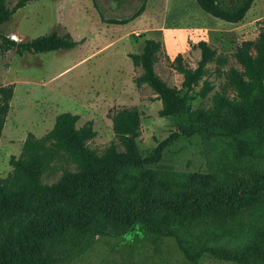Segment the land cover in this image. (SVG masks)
Returning a JSON list of instances; mask_svg holds the SVG:
<instances>
[{"label":"trees","instance_id":"16d2710c","mask_svg":"<svg viewBox=\"0 0 264 264\" xmlns=\"http://www.w3.org/2000/svg\"><path fill=\"white\" fill-rule=\"evenodd\" d=\"M32 0H17L9 7L0 0V26L15 11ZM119 1V0H118ZM255 0H196L198 6L222 21L240 22ZM100 18L107 23L123 24L138 17L147 0L128 17H106L98 0H92ZM0 38L18 53L71 49L77 45L69 33L56 31L29 41L15 42L6 35ZM200 59L195 67L183 62L178 53L175 69L182 74L181 89L168 85L155 71L158 40L147 38L137 53H131L134 66L142 72L134 78L137 87L148 85L161 101V117H176L177 129L158 144L151 155L143 157L137 145L140 135V112L136 107H122L109 114L116 141L103 149L90 147L96 136L92 121L77 127L78 114L59 113L53 127L37 137L29 132L18 157L11 155V172L0 177V264H64L53 246L71 233L119 235L134 225L143 224L159 236H174L185 258L192 263L207 254L238 264H264V223L252 225L254 236L242 249L201 244H184L174 225L209 219L218 228L235 232L253 212L264 213V171H255L248 179L239 178L231 186H211L209 174H187L199 186L172 190L180 175L170 166L157 164L163 149L180 135L191 136L217 126L235 142L238 154H252L264 146V21L255 39L242 41L234 52L240 69L231 67L215 91L208 109H192L188 95L205 75L207 64L216 51L205 40L197 44ZM208 84V83H206ZM209 89L206 86L204 94ZM13 84L0 86V137L13 96ZM185 90L182 94L181 91ZM249 133L248 138L240 137ZM128 168L136 172L127 171ZM48 172H60L52 182L44 181ZM23 214L31 217L22 228L7 221Z\"/></svg>","mask_w":264,"mask_h":264},{"label":"rangeland","instance_id":"374dc122","mask_svg":"<svg viewBox=\"0 0 264 264\" xmlns=\"http://www.w3.org/2000/svg\"><path fill=\"white\" fill-rule=\"evenodd\" d=\"M6 1L12 7L17 0ZM98 3L106 17L123 18L136 10L140 0ZM263 21L264 0H255L237 23L211 16L196 0H147L144 11L123 24L104 22L92 0L29 1L0 26V34L25 42L56 31L60 35L69 33L77 45L42 53H18L0 38V86H14L0 137V177L11 172L10 156H19L27 134H46L55 117L64 111L78 114L77 127L93 122L96 136L88 145L101 150L116 141L109 114L122 107H136L140 112L137 145L143 157L151 155L177 129L178 120L161 117V101L154 91L146 84L135 85L134 78L142 70L133 65L130 54L139 52L145 39L158 40L161 48L155 71L168 85L181 89L183 77L174 67V58L180 53L185 64L195 67L200 59L197 44L205 40L216 55L189 93L188 103L192 109H208L213 104V94L225 81L223 73L231 67L240 69L234 57L236 47L244 40L255 39ZM206 86L209 89L202 94ZM224 131L213 126L208 132L180 135L163 149L158 163L146 167L165 164L178 172L172 190L199 186L197 180L187 178L191 173L209 174L211 186L229 187L239 178L248 179L255 171H264V146L252 154H238L233 138ZM248 134L239 136L248 138ZM59 174L48 172L44 181L50 183ZM30 218L19 214L7 224L22 228ZM263 223L264 213L258 210L235 232L218 228L204 218L176 223L174 229L187 245L242 249L254 237L250 224ZM53 250L64 264H238L207 254L192 263L180 250L176 237L152 234L140 223L119 235L86 234L80 239L71 233L62 237Z\"/></svg>","mask_w":264,"mask_h":264},{"label":"built area","instance_id":"2783aa9c","mask_svg":"<svg viewBox=\"0 0 264 264\" xmlns=\"http://www.w3.org/2000/svg\"><path fill=\"white\" fill-rule=\"evenodd\" d=\"M12 37H14L13 35H12ZM13 39H17L16 37H14Z\"/></svg>","mask_w":264,"mask_h":264}]
</instances>
